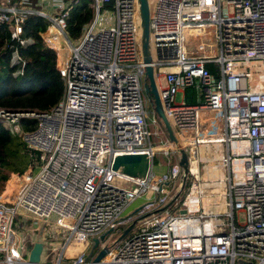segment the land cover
Listing matches in <instances>:
<instances>
[{
  "label": "built area",
  "instance_id": "2783aa9c",
  "mask_svg": "<svg viewBox=\"0 0 264 264\" xmlns=\"http://www.w3.org/2000/svg\"><path fill=\"white\" fill-rule=\"evenodd\" d=\"M76 1L0 0V26H10L20 47L32 43L20 39L29 17L48 21L40 37L56 53L65 87L49 112L0 113L34 162L12 174L16 186L0 195V264H28L12 231L21 214L67 233L58 246L39 231L51 255L43 264H264V0L156 1L150 66L175 143L164 140L153 107H144L138 0H93L92 23L72 40L66 19ZM11 64L22 75L17 51ZM187 88L196 89L197 104H186ZM20 118L35 119L36 127L22 132ZM238 141L252 147L242 182L231 169ZM178 149L187 155L185 181ZM158 154L169 170L157 174L166 167L155 164ZM122 155H146L148 174L112 171ZM178 179L185 191L179 207L176 200L155 213L174 198ZM148 193L153 201L122 217ZM108 231L119 236L100 242L106 254L93 263V239Z\"/></svg>",
  "mask_w": 264,
  "mask_h": 264
},
{
  "label": "trees",
  "instance_id": "16d2710c",
  "mask_svg": "<svg viewBox=\"0 0 264 264\" xmlns=\"http://www.w3.org/2000/svg\"><path fill=\"white\" fill-rule=\"evenodd\" d=\"M94 19L93 0H77L66 19V33L72 40H78L84 28ZM48 21L38 16L29 17L23 25L20 39L32 41L20 47L11 39L9 25L0 26V113H46L56 106L64 94V81L56 69V53L48 49L40 34L45 31ZM17 51L25 60L22 75L15 76L17 67L11 64L12 53ZM206 68L217 75V67ZM187 105L198 103L195 88L185 90ZM164 140L168 136L158 119ZM18 124L22 132L32 131L37 124L33 118H20ZM33 162L30 151L22 136L15 134L11 126L0 117V195L11 174L24 172ZM182 197L175 205L179 207ZM176 210V209H174Z\"/></svg>",
  "mask_w": 264,
  "mask_h": 264
},
{
  "label": "water",
  "instance_id": "95a60500",
  "mask_svg": "<svg viewBox=\"0 0 264 264\" xmlns=\"http://www.w3.org/2000/svg\"><path fill=\"white\" fill-rule=\"evenodd\" d=\"M139 7V17H140V28H141V44H142V53L144 62L147 64L145 70L146 82L144 84V93L147 96L148 100L153 107V111L157 118L162 122L168 140L172 143L176 142V138L174 132L166 119L163 106L158 94L157 86L153 76V70L150 66L151 62V54H150V45H149V17L150 10L148 0H138ZM178 153L180 154L179 167L182 169V179L185 181L188 175V161L187 155L184 150L178 149ZM112 171H120L122 174L128 175L130 177H138L144 178L149 172V160L146 155H122L117 156L112 161ZM179 195L175 196L171 202L162 209L156 211L155 213L162 212L166 210L170 205H172L178 198ZM137 211V210H136ZM136 211L133 213L135 214ZM133 228V224H131L127 229H125L121 236L118 238V241L123 239ZM110 233V231L102 234L99 238L93 239V246L90 252V256L93 255V251L99 248L100 242L104 240V238ZM26 250L28 252V264H43L42 263V255L44 252V243L42 242H26L25 243ZM106 254V249H101L98 254L94 257L93 263L99 262Z\"/></svg>",
  "mask_w": 264,
  "mask_h": 264
},
{
  "label": "rangeland",
  "instance_id": "374dc122",
  "mask_svg": "<svg viewBox=\"0 0 264 264\" xmlns=\"http://www.w3.org/2000/svg\"><path fill=\"white\" fill-rule=\"evenodd\" d=\"M157 0H148V4H149V10H150V13L153 11V8L155 6V3H156ZM161 84V83H160ZM181 98H182V95L181 94H177L176 96V102H179L181 101ZM144 107L146 109V111L150 112L152 107H151V103L150 101L148 100L147 96L144 94ZM161 128V127H160ZM174 133L176 134L175 130H173ZM162 164L163 166H166V167H163V168H155L154 169V172L155 173H159L161 172V170L163 172H166L169 170V167H167V163L165 161V159L163 158L162 155H157L155 157V164ZM32 164L34 165V162H32ZM31 164V165H32ZM10 180V182H9ZM9 180L5 183L4 185V190L7 189L8 186H11L12 185V182H13V187L16 186L15 184V180L16 177H14L12 174L9 178ZM180 179H178L176 181V183L173 185V194L175 196L179 195L177 199L179 198H183L184 196V192L185 191H182V188H180ZM155 199V196L151 195V194H146L144 197L134 201L125 211L124 213L122 214V217L125 218V219H128L129 217L132 216V214L134 213V211L141 207L143 204H145L146 202H149V201H153ZM135 215V214H133ZM20 224H22V226H20ZM132 224V223H131ZM43 230V233L45 235H49V238L54 240L55 241V244L56 245H60L62 244L65 239H66V236H67V233L62 230L61 228H54L52 225L48 224V225H44L42 224L41 222H38L37 220L35 219H32L31 216L28 214H21V215H18L15 217V220H14V223H13V226H12V231L14 232L15 234V240L17 242H19L20 244H23V243H26V242H31L32 241H37L38 239H40V234L38 235H35V231H42ZM119 235L116 234V233H112L110 234V236H107L104 241L102 242V244L106 245V244H109L112 242L113 239L117 238ZM99 251V248H97L96 250H94V254H96V252Z\"/></svg>",
  "mask_w": 264,
  "mask_h": 264
},
{
  "label": "crops",
  "instance_id": "0c3cea01",
  "mask_svg": "<svg viewBox=\"0 0 264 264\" xmlns=\"http://www.w3.org/2000/svg\"><path fill=\"white\" fill-rule=\"evenodd\" d=\"M255 148H258V144L254 145ZM251 144L245 141H238L235 142L231 148H230V155L232 157V164H231V169L234 177L238 182L244 181L247 177H243V174H245L248 171L249 167V154H251ZM163 170V169H162ZM159 173H163V171ZM35 235L40 234L39 231L34 232ZM36 242H42L43 243V238L39 237ZM35 241H32L34 243ZM25 246V243H23ZM26 248V246H25ZM42 258L44 261L50 260L51 255L47 252H43Z\"/></svg>",
  "mask_w": 264,
  "mask_h": 264
}]
</instances>
